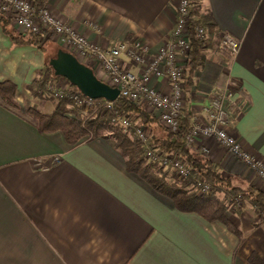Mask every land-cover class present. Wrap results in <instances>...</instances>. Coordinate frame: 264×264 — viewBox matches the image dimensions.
<instances>
[{
    "label": "crops",
    "instance_id": "1",
    "mask_svg": "<svg viewBox=\"0 0 264 264\" xmlns=\"http://www.w3.org/2000/svg\"><path fill=\"white\" fill-rule=\"evenodd\" d=\"M39 2L88 39L102 45L139 39L155 52L170 34L178 0ZM200 10L210 13L219 35L240 46L235 55L204 51L186 110L200 114L207 99L230 90L238 104L226 107L233 111L231 128L243 149L264 161V0H202ZM45 41L42 48H61ZM45 54L39 46L15 44L0 26V82L16 85L18 103L11 107L0 98V264H249L252 252L264 261V219L248 203L226 211L237 234L220 221L179 211L127 170L110 137L70 144L59 130L40 131L27 108L50 113L55 106L32 97L27 85L44 70ZM154 84L166 89L164 79ZM205 144L206 154L191 150L218 164L238 187L264 191L237 156L211 139Z\"/></svg>",
    "mask_w": 264,
    "mask_h": 264
},
{
    "label": "built area",
    "instance_id": "2",
    "mask_svg": "<svg viewBox=\"0 0 264 264\" xmlns=\"http://www.w3.org/2000/svg\"><path fill=\"white\" fill-rule=\"evenodd\" d=\"M191 5L190 0H178L170 34L155 52H151L149 46L139 39L118 41L113 45H102L88 39L39 0H0V14L8 18L10 25L19 33H32L41 40L57 42L62 49L90 68L97 79L117 88L119 96L145 109L154 110L156 120L166 130L178 131L180 120L185 119L188 124L185 141L190 148L196 147L201 154H206L208 148L205 140L211 139L227 153L237 156L264 185V161L246 152L231 128L233 111L229 113L226 107L238 108V104L230 90L224 89L207 99L202 104L200 114L186 110L187 87L183 71L190 51ZM195 30L203 33L202 28L195 27ZM219 37L223 50L232 55L238 52L240 43L236 38L225 33ZM132 66L137 68L135 72L131 71ZM157 79L165 80L166 89L155 87L154 80ZM67 85L66 89H53L50 81L45 84V89H53L56 97L68 95L86 112L94 99L81 96L80 91L69 82ZM104 102L107 107L113 104L106 100ZM117 123L127 129L132 126V118L117 116ZM134 134L146 144L152 132L145 126H139ZM145 156L148 160H156L162 169L170 168L178 178H183L187 173L184 162L175 157L156 156L148 147ZM244 201L237 199L234 205L241 206Z\"/></svg>",
    "mask_w": 264,
    "mask_h": 264
},
{
    "label": "trees",
    "instance_id": "3",
    "mask_svg": "<svg viewBox=\"0 0 264 264\" xmlns=\"http://www.w3.org/2000/svg\"><path fill=\"white\" fill-rule=\"evenodd\" d=\"M190 1L192 2L190 51L183 71L187 88L195 83V73L203 64L204 51L221 48L220 35L212 16L209 12L200 10L202 0ZM0 26L15 44L39 46L47 53L45 46L43 48L40 46L44 40L32 33L16 32L10 27L9 19L2 14ZM195 27L202 28L203 33L197 32ZM46 43L47 41H44V44ZM57 50L65 51L62 48ZM59 79L64 78L55 75L49 60L45 59L44 70L27 85V89L31 96L41 99L43 98L41 91L45 90V84ZM15 92L16 85L13 82L9 80L0 82V98L6 105L18 107ZM27 111L40 131L59 130L70 144L76 143L84 136L110 137L124 158L127 170L138 174L157 192L170 198L179 211L194 212L207 221H220L228 229L239 234L226 217L227 209L238 199L245 200V203L250 205L260 222L264 219V191L254 186L238 187L233 177L221 172L218 164L193 152L185 141L188 132L185 119L180 120L178 131L170 132L158 124L156 118L142 105L122 96H119L110 107L106 106L103 99H96L86 112L82 111L68 95L59 97L57 105L50 113H42L31 107L27 108ZM68 113L71 116H68ZM117 116L132 118V126L124 129L117 123ZM139 126L151 129L152 134L146 144L135 137V129ZM157 132L162 135H156ZM146 147L156 156L168 155L183 161L187 168L186 175L178 178L170 168L162 169L156 160H148L145 156ZM247 261L249 264H264L262 258L255 252L248 256Z\"/></svg>",
    "mask_w": 264,
    "mask_h": 264
},
{
    "label": "water",
    "instance_id": "4",
    "mask_svg": "<svg viewBox=\"0 0 264 264\" xmlns=\"http://www.w3.org/2000/svg\"><path fill=\"white\" fill-rule=\"evenodd\" d=\"M49 64L55 75L66 79L84 96L110 102H114L119 97L117 88L110 87L97 79L90 68L80 63L69 52L58 50L56 56L49 60Z\"/></svg>",
    "mask_w": 264,
    "mask_h": 264
},
{
    "label": "rangeland",
    "instance_id": "5",
    "mask_svg": "<svg viewBox=\"0 0 264 264\" xmlns=\"http://www.w3.org/2000/svg\"><path fill=\"white\" fill-rule=\"evenodd\" d=\"M46 45H48V44H46ZM46 50H47V53L45 54V59H47V60H50L51 58H53V57H55L56 56V50H57V48H46ZM50 82V81H49ZM52 82V81H51ZM67 80L66 79H59V80H57V81H55V82H52V84H53V89L54 88H56L57 89V87H59V88H62V89H66L67 87H68V85H67ZM53 89H51V90H42L41 91V93H43V98H41V99H39V98H37V99H39V101H48V102H50L53 106H56L57 105V103H58V99H59V97H56L55 95H54V92H53ZM33 97V96H32ZM34 98H36V97H34ZM67 114V113H66ZM68 115L69 116H71V114L70 113H68ZM244 204H245V201H244ZM242 206V205H241Z\"/></svg>",
    "mask_w": 264,
    "mask_h": 264
}]
</instances>
